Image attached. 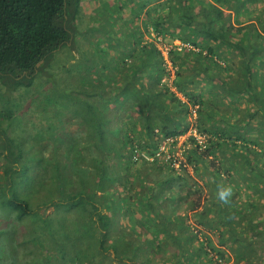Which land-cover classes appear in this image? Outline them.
<instances>
[{"label":"trees","instance_id":"obj_1","mask_svg":"<svg viewBox=\"0 0 264 264\" xmlns=\"http://www.w3.org/2000/svg\"><path fill=\"white\" fill-rule=\"evenodd\" d=\"M0 264H264V0H0Z\"/></svg>","mask_w":264,"mask_h":264},{"label":"built area","instance_id":"obj_2","mask_svg":"<svg viewBox=\"0 0 264 264\" xmlns=\"http://www.w3.org/2000/svg\"><path fill=\"white\" fill-rule=\"evenodd\" d=\"M156 45L161 50L166 71H167V78L172 81V85L169 84V86L172 88V90L176 91L175 86H173V80L175 78L176 74V67L172 64L170 60L169 53L173 48H177L178 50H183L184 48L188 49H194V46L190 43H184L180 40H174L173 43L165 42L161 36H156L154 33H152ZM173 86V87H172ZM181 98L184 100H187V98L180 94ZM190 114H189V120L191 121V125L189 130L185 134H181L177 137H167L160 143V147L158 151L155 154V157L159 158L160 160H165V162L170 163L174 168L178 169L180 172H182L185 169H191L190 165L188 164L187 160L185 159L186 156L184 155V152L191 146V143L189 142L190 136L195 137V141L199 145L200 149H204L206 147V141L207 136L204 133H201L198 130L197 125V107L198 105H193L192 103ZM183 153V154H182ZM145 156L146 158L153 159L154 156H149L146 154H141ZM139 154L135 155V158H137Z\"/></svg>","mask_w":264,"mask_h":264},{"label":"rangeland","instance_id":"obj_3","mask_svg":"<svg viewBox=\"0 0 264 264\" xmlns=\"http://www.w3.org/2000/svg\"><path fill=\"white\" fill-rule=\"evenodd\" d=\"M82 5H83V8H84V10L88 13V14H93L94 12H95V9L97 8V6H98V0H82ZM117 20H118V22H119V25H120V27H124V26H127V25H129V23H130V21L129 20H127L126 18H125V16L124 15H122V16H120V15H117ZM147 36V38H149V40H152V39H154V37H153V35H151V36H149L148 34L146 35ZM166 74H167V71H166ZM165 74V75H166ZM163 81L164 82H167L168 84H171L172 85V81H170V79L169 78H167V76H165L164 78H163ZM202 85V88H208V89H210L211 88V86H207V82H205V81H201V84L198 86V88H200V86ZM173 87V86H172ZM198 90L199 89H193V92H198ZM229 99H230V96L229 97H227L226 98V101H225V103H227V101L229 102ZM224 102V101H223ZM226 106H227V110L229 111V112H231V107L230 106H228L227 104H226ZM260 153H263V151H260ZM183 154V153H182ZM185 155V154H184ZM186 160H187V157L185 158ZM187 162H188V160H187ZM191 167V169H185V170H183L181 173H182V179H181V181L180 180H176V181H173L172 182V185L174 186V189L176 188L175 186H178L179 184L181 185V184H185V185H189V186H194V185H196V186H198V185H200V184H202L201 182V176H202V174L204 173H202V171H201V173L200 174H197V173H195V174H193L194 173V168L192 167V166H190ZM194 175H196V177L194 178ZM180 182H182V183H180ZM178 204V203H177ZM185 207V203H183L181 206L180 205H176V210L178 209V212H180V211H182V209ZM183 212V211H182ZM215 238V237H214Z\"/></svg>","mask_w":264,"mask_h":264},{"label":"clouds","instance_id":"obj_4","mask_svg":"<svg viewBox=\"0 0 264 264\" xmlns=\"http://www.w3.org/2000/svg\"><path fill=\"white\" fill-rule=\"evenodd\" d=\"M227 194V192L225 191V190H222L221 192H220V196H221V198H224V196Z\"/></svg>","mask_w":264,"mask_h":264},{"label":"crops","instance_id":"obj_5","mask_svg":"<svg viewBox=\"0 0 264 264\" xmlns=\"http://www.w3.org/2000/svg\"><path fill=\"white\" fill-rule=\"evenodd\" d=\"M200 89H207L206 87L205 88H202V85L200 86ZM193 174H195V171H194V173ZM196 177V175H194V178ZM201 181H202V179H201ZM202 184H203V181L201 182ZM195 186V185H194ZM182 205V204H181ZM177 213H179L178 211H177Z\"/></svg>","mask_w":264,"mask_h":264}]
</instances>
